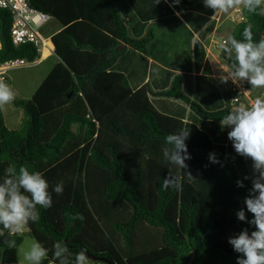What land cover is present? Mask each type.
Wrapping results in <instances>:
<instances>
[{
	"label": "trees",
	"instance_id": "trees-1",
	"mask_svg": "<svg viewBox=\"0 0 264 264\" xmlns=\"http://www.w3.org/2000/svg\"><path fill=\"white\" fill-rule=\"evenodd\" d=\"M29 3L51 16L43 32L50 26L60 60L31 99L12 100L23 111L18 129L7 127L0 106V182L21 166L47 179L52 206H37L39 219L26 224L47 250L41 264H76L81 252L84 264L86 253L101 264H237L241 254L228 241L255 230L244 204L253 180L246 156L228 138L230 128L221 125L236 108L237 92L214 76L208 59L219 10L203 0ZM248 25L254 43L264 39V15L244 7L230 37L242 40ZM11 27L12 13L0 8V64L35 63L37 47L15 46ZM177 39L183 44L173 59ZM220 56L234 71V52L222 49ZM182 128L191 130L185 140L191 159L178 169L164 156V138ZM175 176L180 188L163 190ZM61 182L57 195L51 190ZM241 208L244 221L237 217ZM77 213L84 219H73ZM22 242L0 225L1 264H18ZM58 243L67 250L56 257Z\"/></svg>",
	"mask_w": 264,
	"mask_h": 264
},
{
	"label": "clouds",
	"instance_id": "clouds-1",
	"mask_svg": "<svg viewBox=\"0 0 264 264\" xmlns=\"http://www.w3.org/2000/svg\"><path fill=\"white\" fill-rule=\"evenodd\" d=\"M160 3L161 0H154ZM168 3V0H164ZM172 4L179 5L181 0H171ZM206 7L227 13L229 9L243 5L250 13L264 15V0H203ZM177 16L179 12L175 13ZM243 39L238 40L229 37L225 43L220 45L227 53L235 54L234 71L230 72L233 83L236 78L247 80L253 88L264 87V39L253 42L251 25L243 29ZM230 45V47L228 46ZM227 76L222 77V83H227ZM14 99V93L8 84L0 82V105H4ZM221 125L230 128L227 135L232 141L235 151L253 161L254 178L251 195L244 199L246 210L254 214L249 225L254 226L249 232L246 228L238 235L229 238L235 252L241 255L237 257V264H264V98H257L251 106L241 104L223 116ZM191 135V130L182 128L180 132L169 133L164 141L169 146L164 150V156L178 169L187 168L185 159H191L187 151L185 140ZM212 163H219L214 153L209 154ZM11 168L5 172H12ZM245 179H248L246 176ZM174 185V189L181 186V178L175 176L174 180H164L162 189L167 190L168 186ZM237 186L243 187V181L238 180ZM52 192L62 194L63 184L57 183L52 187ZM52 195L49 191V183L40 171L29 170L21 166L16 176L8 177L0 182V225L11 232H20L29 220L37 221L39 212L37 206L48 209L52 206ZM246 210L241 208L237 212L239 220H246ZM83 220L82 214L77 213L73 219ZM9 246H14L10 242ZM57 251L54 253L59 257L66 247L61 244L55 245ZM47 255V250L39 243L24 253V259L31 264H41ZM76 264H84V253L76 255Z\"/></svg>",
	"mask_w": 264,
	"mask_h": 264
},
{
	"label": "rangeland",
	"instance_id": "rangeland-1",
	"mask_svg": "<svg viewBox=\"0 0 264 264\" xmlns=\"http://www.w3.org/2000/svg\"><path fill=\"white\" fill-rule=\"evenodd\" d=\"M264 7V5H263ZM243 5L236 6L229 9L227 13L218 11L216 21L217 29L215 33L211 36L210 40L207 42L206 46L211 50L210 61L213 66L216 77L222 82V77H229L227 83L232 87L239 84L243 88V99L242 104L245 106H251L254 104L257 98H264V87L253 88L248 81L242 82L236 78V83H233V77L230 75V71L224 61L222 60L220 54L223 48L220 45L231 36L232 31L236 23L241 19ZM46 26L42 29V34L44 37H49L52 32H49L50 26L47 27L48 32L44 33ZM164 35H161L163 39ZM182 39V38H181ZM181 39L179 43L175 42L170 47L169 53L173 59H175L180 47L182 46ZM56 62V57L53 56L44 64H27L19 68L9 69L5 72L2 82L9 85L14 93V97L22 100H29L32 98L41 82L45 76L49 73L52 65ZM175 62V61H174ZM3 113V117L6 121V125L9 129H18L21 125L23 118V111L20 108H16L12 101L0 105ZM248 164L251 169L252 180L254 178V168L253 161L250 157H246ZM17 233V232H16ZM20 236L23 237V242L18 246L16 250L15 262L18 264H31V262L24 259V253L28 251L33 244L38 243L32 232L25 225L22 231L18 232ZM8 254L9 252L5 250ZM46 257V256H45ZM44 259V258H43ZM42 259V260H43ZM6 262L9 263V257L5 258ZM4 260V261H5ZM1 264V262H0ZM11 264V263H10ZM13 264V263H12Z\"/></svg>",
	"mask_w": 264,
	"mask_h": 264
},
{
	"label": "built area",
	"instance_id": "built-area-1",
	"mask_svg": "<svg viewBox=\"0 0 264 264\" xmlns=\"http://www.w3.org/2000/svg\"><path fill=\"white\" fill-rule=\"evenodd\" d=\"M0 8L9 10L12 13L11 37L14 45L31 43L37 47L40 53H43L44 48L49 44L50 38L43 36L42 29L50 22L51 16L31 7L29 0H0ZM27 64L29 63L23 59L10 60L0 64V82H2L7 70ZM240 81L245 82L247 80ZM234 91L237 92V96L232 99V105L237 107L242 104L244 90L239 84H236ZM86 264L101 263L89 260Z\"/></svg>",
	"mask_w": 264,
	"mask_h": 264
},
{
	"label": "crops",
	"instance_id": "crops-1",
	"mask_svg": "<svg viewBox=\"0 0 264 264\" xmlns=\"http://www.w3.org/2000/svg\"><path fill=\"white\" fill-rule=\"evenodd\" d=\"M126 8H132V6L130 5V4H128L127 2H126ZM139 13V12H138ZM136 11L134 12V14H135V18H140V15L138 14ZM215 33V32H214ZM49 44H48V46L46 47V48H44V50H43V53H41V57H40V59H38L35 63L36 64H44L45 62H47L49 59H51L53 56H55L56 57V62L52 65V67H51V69H50V71L52 70V68L54 67V65L60 60L59 59V57L55 54V46H54V44H53V42H52V38H51V36H49ZM207 47V46H206ZM0 48H1V43H0ZM125 48H126V45H120L119 46V50H121V51H123V50H125ZM47 49V51L45 52V50ZM207 53H208V59H209V61H210V53H211V50L210 49H208L207 48ZM210 63H211V61H210ZM34 64V63H33ZM211 66H212V64H211ZM212 69H213V66H212ZM50 71H49V73H50ZM48 73V74H49ZM213 73H214V76L216 77V75H215V72H214V69H213ZM47 74V75H48ZM46 75V76H47ZM45 76V77H46ZM217 78V77H216ZM45 79V78H44ZM43 79V80H44ZM218 79V78H217ZM219 80V79H218ZM221 82V81H220Z\"/></svg>",
	"mask_w": 264,
	"mask_h": 264
},
{
	"label": "water",
	"instance_id": "water-1",
	"mask_svg": "<svg viewBox=\"0 0 264 264\" xmlns=\"http://www.w3.org/2000/svg\"><path fill=\"white\" fill-rule=\"evenodd\" d=\"M86 256L89 260H96L93 256L89 255L88 253H86Z\"/></svg>",
	"mask_w": 264,
	"mask_h": 264
},
{
	"label": "bare ground",
	"instance_id": "bare-ground-1",
	"mask_svg": "<svg viewBox=\"0 0 264 264\" xmlns=\"http://www.w3.org/2000/svg\"><path fill=\"white\" fill-rule=\"evenodd\" d=\"M47 51V49L45 50V52Z\"/></svg>",
	"mask_w": 264,
	"mask_h": 264
}]
</instances>
